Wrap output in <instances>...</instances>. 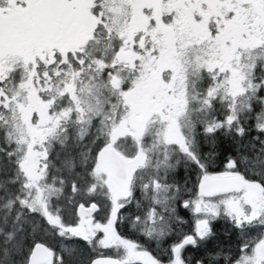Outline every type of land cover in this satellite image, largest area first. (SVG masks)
I'll list each match as a JSON object with an SVG mask.
<instances>
[{
  "label": "snow or ice",
  "instance_id": "6c2138e0",
  "mask_svg": "<svg viewBox=\"0 0 264 264\" xmlns=\"http://www.w3.org/2000/svg\"><path fill=\"white\" fill-rule=\"evenodd\" d=\"M0 264H264V0H0Z\"/></svg>",
  "mask_w": 264,
  "mask_h": 264
}]
</instances>
